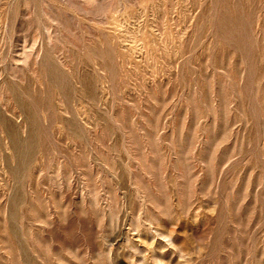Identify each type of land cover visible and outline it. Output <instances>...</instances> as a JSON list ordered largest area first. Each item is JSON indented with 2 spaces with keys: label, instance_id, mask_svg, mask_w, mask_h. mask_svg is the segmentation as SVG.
<instances>
[{
  "label": "rangeland",
  "instance_id": "rangeland-1",
  "mask_svg": "<svg viewBox=\"0 0 264 264\" xmlns=\"http://www.w3.org/2000/svg\"><path fill=\"white\" fill-rule=\"evenodd\" d=\"M0 264H264V0H0Z\"/></svg>",
  "mask_w": 264,
  "mask_h": 264
},
{
  "label": "bare ground",
  "instance_id": "bare-ground-1",
  "mask_svg": "<svg viewBox=\"0 0 264 264\" xmlns=\"http://www.w3.org/2000/svg\"><path fill=\"white\" fill-rule=\"evenodd\" d=\"M28 206H30L29 204H27ZM29 209H30V207H29ZM29 211V210H28ZM30 257V256H29ZM24 263V262H23Z\"/></svg>",
  "mask_w": 264,
  "mask_h": 264
}]
</instances>
